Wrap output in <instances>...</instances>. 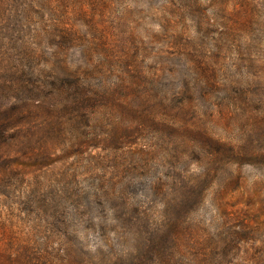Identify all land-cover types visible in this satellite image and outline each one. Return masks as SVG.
Masks as SVG:
<instances>
[{
  "label": "rangeland",
  "instance_id": "1",
  "mask_svg": "<svg viewBox=\"0 0 264 264\" xmlns=\"http://www.w3.org/2000/svg\"><path fill=\"white\" fill-rule=\"evenodd\" d=\"M7 55L60 74L102 60L107 75L94 82L124 79L117 98L130 104L55 165L0 168V264H69V246L73 264H135L129 253L147 264H264V0H0V69ZM184 115L249 156L204 167L172 127ZM203 173L200 197L177 208L183 175Z\"/></svg>",
  "mask_w": 264,
  "mask_h": 264
},
{
  "label": "trees",
  "instance_id": "2",
  "mask_svg": "<svg viewBox=\"0 0 264 264\" xmlns=\"http://www.w3.org/2000/svg\"><path fill=\"white\" fill-rule=\"evenodd\" d=\"M86 50L94 55L95 50L92 47ZM84 53L87 55L86 51ZM44 54L43 51L36 49L33 55L35 58H42ZM23 55L26 61H30L29 52L24 51ZM106 59L105 62L110 66V59ZM23 60L18 63V60L15 61L7 55L4 60L6 66L0 69L1 169L10 162L28 164L29 167L40 169L55 165L60 161L59 153L62 151L94 143L98 137L89 134L90 130L99 127L106 129V122L111 121L113 117H126L130 103L117 98L127 87L126 81L120 80L115 85L94 82L96 77L103 78L107 75L104 73V61H92L89 57L85 66L64 69L63 74H60L57 68L39 66L36 69L26 63L22 64ZM9 62L14 63V67H9ZM130 85L133 87V82H130ZM127 90L133 91L131 88ZM154 91L155 88L143 95L145 103ZM199 91L200 86L188 87L187 90L181 89L180 94L196 95ZM129 95L126 97H133ZM188 106L189 102L184 101L181 110L185 112ZM42 118L48 122L46 126H44L46 122L42 123ZM172 127L181 133V147L187 149L189 153L198 155L199 163L204 167H214L223 161L241 163L243 157L249 156L243 146L223 138H215L205 129L196 130L195 126L186 122L185 115ZM108 130L107 135L112 137L113 129ZM195 132L200 136H194ZM187 177L188 175L184 174L181 184L177 186V192L182 194L181 199L176 202L179 209L185 208L192 200L200 197L198 191L206 174H199L194 179ZM55 207L59 208V205L56 203ZM124 207L130 210L136 208L138 213L140 212L139 206L129 199L125 200ZM43 211L39 209L40 213ZM53 217L51 218L55 227L59 229L70 227L69 214L64 218L60 216L58 218L55 214ZM156 232L161 234L163 230L158 228ZM179 233L177 229L168 235L178 238ZM154 240L156 248L161 250L160 239ZM73 251L72 247L67 248L69 264H73L71 261L75 254ZM125 255L128 259L133 257L132 262L135 264H147L141 255L135 253ZM157 264L167 263L159 261Z\"/></svg>",
  "mask_w": 264,
  "mask_h": 264
}]
</instances>
